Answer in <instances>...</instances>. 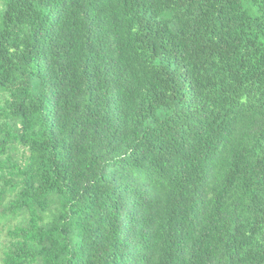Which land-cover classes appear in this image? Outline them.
<instances>
[{
  "label": "trees",
  "instance_id": "trees-1",
  "mask_svg": "<svg viewBox=\"0 0 264 264\" xmlns=\"http://www.w3.org/2000/svg\"><path fill=\"white\" fill-rule=\"evenodd\" d=\"M0 264H264V0H0Z\"/></svg>",
  "mask_w": 264,
  "mask_h": 264
}]
</instances>
